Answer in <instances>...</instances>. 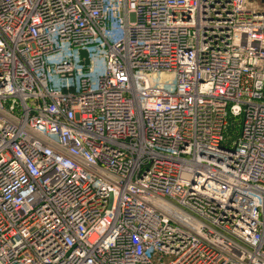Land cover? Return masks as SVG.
<instances>
[{
  "label": "built area",
  "instance_id": "2783aa9c",
  "mask_svg": "<svg viewBox=\"0 0 264 264\" xmlns=\"http://www.w3.org/2000/svg\"><path fill=\"white\" fill-rule=\"evenodd\" d=\"M0 264H264V0H0Z\"/></svg>",
  "mask_w": 264,
  "mask_h": 264
},
{
  "label": "water",
  "instance_id": "95a60500",
  "mask_svg": "<svg viewBox=\"0 0 264 264\" xmlns=\"http://www.w3.org/2000/svg\"><path fill=\"white\" fill-rule=\"evenodd\" d=\"M80 53H81L82 57L86 58V63H88V54H87V52L85 50H81Z\"/></svg>",
  "mask_w": 264,
  "mask_h": 264
}]
</instances>
